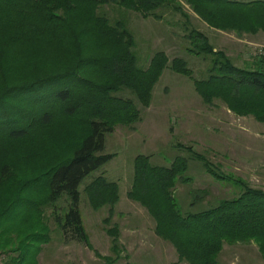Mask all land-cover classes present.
<instances>
[{"label":"trees","instance_id":"obj_1","mask_svg":"<svg viewBox=\"0 0 264 264\" xmlns=\"http://www.w3.org/2000/svg\"><path fill=\"white\" fill-rule=\"evenodd\" d=\"M111 1L146 16L162 6L177 8L176 0H0V258L4 264H39V255L51 240L44 220L47 207L53 208L63 237L70 234L90 246L80 210V185L114 156L102 153L107 133L117 124L141 119L135 100L117 92L126 87L148 106L152 86L167 64V55L160 51L147 69L138 67L128 28L122 21L112 24L97 11ZM187 1L215 28L264 31V0ZM186 36L191 54L211 60L207 77L194 79L204 100L219 96L234 111L264 120V60L240 66L202 31L190 28ZM37 53H49L50 58H40L31 68ZM172 67L194 77L183 58L173 59ZM186 168L180 157L167 166L139 154L127 193L148 209L157 232L175 244L180 260L220 264L218 253L224 243L252 240L264 254V189L237 180L239 188L232 197L202 210L184 211L173 189L175 178ZM84 191L94 209L109 206L104 221L110 222L119 184L101 174ZM60 199L66 207L59 213L55 207ZM113 229L118 230L116 223L110 232ZM119 252L104 257L105 264H115Z\"/></svg>","mask_w":264,"mask_h":264},{"label":"rangeland","instance_id":"obj_2","mask_svg":"<svg viewBox=\"0 0 264 264\" xmlns=\"http://www.w3.org/2000/svg\"><path fill=\"white\" fill-rule=\"evenodd\" d=\"M175 4L177 8L162 6L148 16L113 1L97 9L112 24L122 21L128 28L133 37L131 50L138 67L147 69L155 53L160 51L168 60L152 86L148 106H143L126 87L117 92L135 100L141 119L130 125L117 124L112 132L107 133L102 153L114 156L89 173L80 185L84 226L90 248L98 255L90 251L86 264H105L104 257H114L118 254L117 249L120 258L115 264H189L180 260L175 244L157 232L156 221L148 209L127 195L134 177L135 158L139 154L150 156L156 165L169 166L179 157L187 163L185 171L175 178L173 189L178 205L184 211L202 210L216 205L221 198L232 197L239 188L237 180L264 189V120L253 113L234 111L222 97L204 100L194 79L207 77L211 60L209 56L191 54L187 50L189 40L186 36L190 28H196L208 36L216 49L225 51L235 64L249 66L260 62L255 51L264 44V37L256 38L263 31L218 29L187 0H176ZM91 43L96 49L100 48L95 41ZM40 58H50V54L37 53L30 67H36ZM175 58L186 60L194 77L174 69L172 61ZM204 160L211 164V169H207ZM214 173L227 178L217 179ZM101 174L117 182L120 188L114 215L108 223L104 219L109 215V206L94 209L84 191L85 185ZM65 207L64 199H60L55 210L64 212ZM52 210L47 207V216L44 217L51 231V240L44 246L45 256L40 260L41 264H51L47 256L51 243L78 241L70 234L67 239L63 237V230L57 225ZM115 223L118 230L110 232ZM262 258L264 254L254 240L224 243L218 253L220 264H263ZM68 263L80 264V260L74 258ZM0 264H4L1 258ZM52 264L62 263L53 260Z\"/></svg>","mask_w":264,"mask_h":264},{"label":"crops","instance_id":"obj_3","mask_svg":"<svg viewBox=\"0 0 264 264\" xmlns=\"http://www.w3.org/2000/svg\"><path fill=\"white\" fill-rule=\"evenodd\" d=\"M264 37V31L261 32V34L257 35L256 39H260ZM49 244V243H48ZM53 244V246H52ZM93 247L94 244H92ZM51 250L48 251V257H49V261L52 264V261L54 260L57 261V263H62V264H67L69 261L73 260L74 258H78L80 260V264H86L87 263V259L86 256L87 254L91 252L94 253V255L96 254L95 251L91 250V246H89L88 244L84 243L83 241H58L55 243H51L50 245H48ZM44 250L41 251L40 255H39V264L40 260H43V255H44ZM45 256V255H44ZM96 256H98L96 254ZM263 264H264V258H262ZM72 263V262H70ZM68 263V264H70ZM261 264V263H260Z\"/></svg>","mask_w":264,"mask_h":264},{"label":"built area","instance_id":"obj_4","mask_svg":"<svg viewBox=\"0 0 264 264\" xmlns=\"http://www.w3.org/2000/svg\"><path fill=\"white\" fill-rule=\"evenodd\" d=\"M255 53H256V55H257L260 59H263V60H264V44L259 45V46L256 48Z\"/></svg>","mask_w":264,"mask_h":264}]
</instances>
